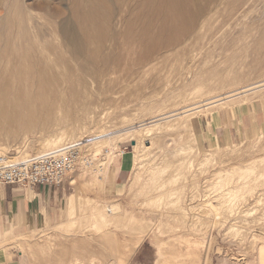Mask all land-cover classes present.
Masks as SVG:
<instances>
[{
  "label": "rangeland",
  "instance_id": "rangeland-1",
  "mask_svg": "<svg viewBox=\"0 0 264 264\" xmlns=\"http://www.w3.org/2000/svg\"><path fill=\"white\" fill-rule=\"evenodd\" d=\"M21 55L38 61L56 98L32 115L9 113L0 151L127 146L133 167L118 195L105 186L113 162L100 178L72 173L73 208L70 195L45 226L1 233L0 264H259L264 139L205 148L195 122L264 102V0H0V90L19 86L3 83ZM173 113L141 144L123 132ZM228 189L234 213L218 204Z\"/></svg>",
  "mask_w": 264,
  "mask_h": 264
},
{
  "label": "crops",
  "instance_id": "crops-1",
  "mask_svg": "<svg viewBox=\"0 0 264 264\" xmlns=\"http://www.w3.org/2000/svg\"><path fill=\"white\" fill-rule=\"evenodd\" d=\"M195 129L197 141L205 148L223 149L237 141L264 139V102L255 99L213 110L198 117ZM113 163L105 186L111 195H118L130 180L133 158L127 153ZM70 176L57 188L0 185V234L18 227L33 231L67 211V198L74 195L76 185Z\"/></svg>",
  "mask_w": 264,
  "mask_h": 264
},
{
  "label": "bare ground",
  "instance_id": "bare-ground-1",
  "mask_svg": "<svg viewBox=\"0 0 264 264\" xmlns=\"http://www.w3.org/2000/svg\"><path fill=\"white\" fill-rule=\"evenodd\" d=\"M180 6H181V3L179 5V8H180ZM167 8L171 12V15L173 14L172 19H174V21L177 22V20H179L180 17H181L180 16L181 13L178 12V8L174 4L168 5ZM168 14H169V12H168ZM171 15H169V16H171ZM164 17H165L164 19H166V16H164ZM169 19L170 18H168V20ZM168 20L166 19V22ZM174 21H171V22H174ZM179 22L180 21H178V23ZM171 26L172 27H174V26L176 27V24L175 25H170V27ZM180 28L177 29V30H180ZM170 32H171V28H170ZM11 64H12V65H10V67L12 68L11 79H10V81H5L3 84L10 85V84H13L14 83V84L19 85V86L13 87V89H5V88H2L0 90V95H1V98H0V123L13 120V118L11 116H9L10 115L9 113H12L14 115H19V114H23L22 112L26 110V112H29L30 115H32V113L38 112L40 105H43V104L46 105L48 103H53L55 101L54 98H56V95H53L52 97H48L47 94L45 93L47 91V88L51 87L52 84L51 83H48V82H45V79H44L42 73L40 72V70H41L40 65H39V63H38V61L36 59H32V58H30L28 56H22L21 55L19 57V59H17L16 61L11 62ZM25 73L31 74V76H26ZM263 84L264 83H259L257 85L259 86V85H263ZM21 85H26V86L25 87H21ZM56 86H58V85H56ZM251 88H253V87H251ZM251 88H246L245 90L251 89ZM234 91H236V90H234ZM235 94H237V93H231L230 92L227 95H225L224 97H222L221 99L226 98V97H230V96L235 95ZM209 103H211V102H209ZM19 116H21V115H19ZM176 116H177V113H173V114H170V115L165 116V117H162V118L154 119V120H152V121H150V122H148L146 124H141V126L137 130H135L134 128H133L134 130L132 128H129V129L124 130L123 132L128 134L129 132H132L133 131V134H130V140H135L138 144L139 143L141 144L145 140H147L148 136L150 135V132L153 131V129L155 127H158L157 129H159V130L162 127H164V124H162L161 122H163V121H166V122L172 121V120L176 119L175 118ZM16 119H21V117H18ZM187 123H188V121H187ZM168 127H170V126H168ZM140 134L143 135L141 138L139 137ZM58 135H60V134H58ZM95 135L96 136H94V137L99 138L97 141H101V140L108 139V138L111 137V135L108 132L107 133H99V134H95ZM58 138H60V137H58ZM90 139H88V140H90ZM91 140H90V142H91ZM57 149H59V148H54V149L46 150L44 152L45 153H54V152L57 151ZM0 154L1 155H5L7 157V160L9 162L15 163V162H17V159H19L17 157V154L15 155V154H10V153H5L4 151H0ZM209 156H211V154L210 155L207 154L204 157L207 158ZM23 159H25V158H23ZM104 171H105V169H104ZM226 194H227V196L224 197L223 200H220L218 204L220 206H223V202L224 201L225 202L228 201V204L225 207L226 208V211L228 213H234L235 212V208H234L233 204H229V198H230V196L233 195V193H232L231 190L228 189L224 195H226ZM219 198L221 199L222 196H220ZM77 199H78L77 196H75V195L71 196L70 200L68 201V205H69L70 209H72L73 206H74V204H76V202L78 201ZM224 205H226V204H224ZM197 206L198 205H195L193 207L195 208V210H200L201 209V206L200 207H197ZM216 208H217V205L214 206V208H211V209L212 210H216ZM215 215L216 216H220L219 213H215ZM195 216H197V215H195ZM197 217L196 218L199 219L200 215L198 214ZM234 220H232V221H234ZM232 227H235V226H232ZM257 258H258L259 264H264V242L262 244H260V246L257 249Z\"/></svg>",
  "mask_w": 264,
  "mask_h": 264
},
{
  "label": "built area",
  "instance_id": "built-area-1",
  "mask_svg": "<svg viewBox=\"0 0 264 264\" xmlns=\"http://www.w3.org/2000/svg\"><path fill=\"white\" fill-rule=\"evenodd\" d=\"M54 153L40 152L9 162L0 154V185H35L59 187L65 177L82 172L100 178L106 165L127 153V146L103 148L101 151L80 149V144L58 147Z\"/></svg>",
  "mask_w": 264,
  "mask_h": 264
}]
</instances>
